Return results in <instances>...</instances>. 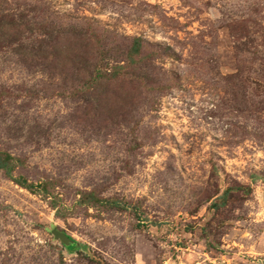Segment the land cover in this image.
Listing matches in <instances>:
<instances>
[{
  "label": "rangeland",
  "instance_id": "rangeland-1",
  "mask_svg": "<svg viewBox=\"0 0 264 264\" xmlns=\"http://www.w3.org/2000/svg\"><path fill=\"white\" fill-rule=\"evenodd\" d=\"M7 14L0 157L34 187L0 168V264H264V0Z\"/></svg>",
  "mask_w": 264,
  "mask_h": 264
},
{
  "label": "trees",
  "instance_id": "trees-1",
  "mask_svg": "<svg viewBox=\"0 0 264 264\" xmlns=\"http://www.w3.org/2000/svg\"><path fill=\"white\" fill-rule=\"evenodd\" d=\"M6 18V20L7 19H10V18H12L11 16H10V14H7V15H5V17H2V18H0V20L1 19H5ZM10 22H12V23H14L13 21H10ZM5 23L6 22H4V23H2V24H0L1 26H3V25H5ZM17 25V24H16ZM14 26H15V23H14V25H11V27H13L14 28ZM4 28H1V30H3ZM0 39H3V38H1V36H0ZM1 42V41H0ZM140 46H141V39L140 38H138V37H135L134 39H133V41L131 42V44H130V47H129V49H128V52H130V53H136L138 50H139V48H140ZM73 47V46H72ZM53 50H55V52L57 51V52H59L60 53V50H58L56 47H53ZM71 51H73V52H70V53H72V58L73 59H75V57L79 54V49L78 48H72V49H70ZM116 68H115V70L117 71V72H120L119 71V67H121L122 69L124 68V67H122V66H115ZM109 77H111V78H115V77H117L116 75V72H111L110 74H107ZM11 160H13V158H12V156L11 155H9V154H4L2 157H0V168L1 169H3L4 170V173L11 179V180H13L16 184H18V185H20V186H23V187H25V188H27V189H29V190H31L33 187H34V184H27L26 183V181H24V180H20V179H18V178H14L12 175H11V171H12V167H13V165L11 164ZM113 204H117L116 203V201H114L113 202ZM122 208H126V206H123ZM72 246V244H70L68 247H71Z\"/></svg>",
  "mask_w": 264,
  "mask_h": 264
},
{
  "label": "water",
  "instance_id": "water-1",
  "mask_svg": "<svg viewBox=\"0 0 264 264\" xmlns=\"http://www.w3.org/2000/svg\"><path fill=\"white\" fill-rule=\"evenodd\" d=\"M48 231L65 246L73 243V240L65 232L57 229L55 226H51Z\"/></svg>",
  "mask_w": 264,
  "mask_h": 264
}]
</instances>
